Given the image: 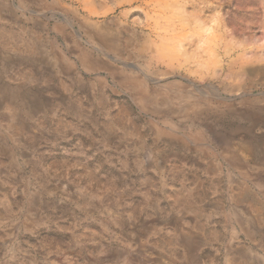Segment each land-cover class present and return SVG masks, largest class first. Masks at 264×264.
Returning <instances> with one entry per match:
<instances>
[{
	"label": "rangeland",
	"instance_id": "374dc122",
	"mask_svg": "<svg viewBox=\"0 0 264 264\" xmlns=\"http://www.w3.org/2000/svg\"><path fill=\"white\" fill-rule=\"evenodd\" d=\"M0 264H264V0H0Z\"/></svg>",
	"mask_w": 264,
	"mask_h": 264
},
{
	"label": "bare ground",
	"instance_id": "6f19581e",
	"mask_svg": "<svg viewBox=\"0 0 264 264\" xmlns=\"http://www.w3.org/2000/svg\"><path fill=\"white\" fill-rule=\"evenodd\" d=\"M37 43V40H36V38H34L33 36H30V41H29V46L30 47H28V48H31V50H33L34 49V47H35V44ZM38 54L40 55V56H43V57H45L46 55H45V51L44 50H39L38 49Z\"/></svg>",
	"mask_w": 264,
	"mask_h": 264
}]
</instances>
